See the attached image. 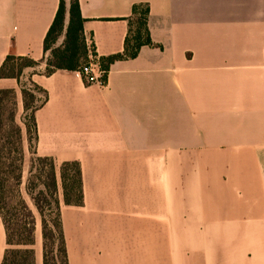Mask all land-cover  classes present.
Returning <instances> with one entry per match:
<instances>
[{
    "label": "crops",
    "instance_id": "0c3cea01",
    "mask_svg": "<svg viewBox=\"0 0 264 264\" xmlns=\"http://www.w3.org/2000/svg\"><path fill=\"white\" fill-rule=\"evenodd\" d=\"M60 2L0 0V68L43 61L22 74L48 95L37 156L58 177L81 166L82 205L59 197L69 264H264V0H79L98 64L149 8L154 45L111 64L103 86L43 74ZM6 248L0 216V264Z\"/></svg>",
    "mask_w": 264,
    "mask_h": 264
},
{
    "label": "trees",
    "instance_id": "16d2710c",
    "mask_svg": "<svg viewBox=\"0 0 264 264\" xmlns=\"http://www.w3.org/2000/svg\"><path fill=\"white\" fill-rule=\"evenodd\" d=\"M66 18V3L65 0H61L56 18L44 41V51L46 54L49 53V57L46 59V69L43 73L45 76H51L58 70L77 71L86 65L85 63H89L90 48L85 36V20L81 14L79 0H70L67 30ZM148 19L149 8L147 6L134 8V16L130 19V36L126 40L125 51L122 54L101 59L100 65L104 70L108 71L111 64L116 61L136 58L143 46L154 45L148 28ZM65 31L63 44L57 46ZM42 62L9 56L0 68V79H17L20 81V77L26 69L37 68ZM30 83L45 95L42 104L32 109L31 123L36 146L38 131L35 112L46 102L48 95L47 92L33 82ZM22 94L26 103V99L30 95H28L26 89H23ZM11 96H14V91L0 90V216L4 224L7 243L2 264H35L34 251L30 248L34 244L35 223L31 210L22 196L23 154L20 147L13 148L16 143L4 134L7 126V123L2 119L4 102ZM25 108L26 110L31 109L27 103ZM14 115L13 110L10 121L18 136L17 145L19 143V146H21V129L16 125ZM35 155L37 156V152H35ZM38 160L50 167L47 181L42 183L43 189L35 193L38 186L33 183L31 187L35 206L42 217L44 264H69L61 220V203L58 199L59 183L55 163L52 158L48 157L38 156ZM60 180L64 203L68 206H81L83 203V181L80 164L78 162L64 163L60 169ZM12 193L19 197V206L26 212L28 220L29 218L33 219L25 223L22 229H18L19 223L15 214L16 211L10 204L11 201L8 195ZM45 210H49L50 214L56 213V217L47 220Z\"/></svg>",
    "mask_w": 264,
    "mask_h": 264
},
{
    "label": "rangeland",
    "instance_id": "374dc122",
    "mask_svg": "<svg viewBox=\"0 0 264 264\" xmlns=\"http://www.w3.org/2000/svg\"><path fill=\"white\" fill-rule=\"evenodd\" d=\"M87 64V63H85ZM21 81V84H20ZM20 81H18L19 86L22 87L21 90L26 89L28 91L29 97L26 99L27 105L31 108L30 110H26L24 102L23 94L21 91V96L13 90V89H3V90H12L14 91V96H11L9 99L4 102V111L2 113V119L7 123L5 127L4 134L14 143H16L15 147H20L23 154V164H22V175H23V185H22V196L25 200L28 208L31 210L33 215V219L29 218L21 207L19 206V197L16 194H9V198L11 201V207H14L16 211V217L18 221V229H22L23 225L31 220L34 221L35 229H34V244L30 247L34 251L35 264H36V249L43 246V233H42V217L35 206L33 200V194L31 193L32 184H36L38 186L35 193L41 191L43 189L44 182L47 181V176L50 172V167L42 162H39L38 156L35 155V141H34V131L33 125L31 123L32 119V109L40 106L44 101L45 95L42 91L36 89L31 85L30 80L26 79V76L22 75L20 77ZM14 110L15 115L14 119L16 121V125L21 129V139L22 143L19 146L17 145V133L12 125L11 113ZM58 182L60 183V189L58 194V199L60 195L63 196V190L61 187L60 176L58 177ZM29 189V190H28ZM49 197V196H48ZM64 199V198H63ZM45 216L47 220H51L56 217V213L50 214L49 210H45ZM19 248V247H17ZM57 254V251H56Z\"/></svg>",
    "mask_w": 264,
    "mask_h": 264
},
{
    "label": "built area",
    "instance_id": "2783aa9c",
    "mask_svg": "<svg viewBox=\"0 0 264 264\" xmlns=\"http://www.w3.org/2000/svg\"><path fill=\"white\" fill-rule=\"evenodd\" d=\"M84 85H100L106 83L107 71L96 62H89L75 71Z\"/></svg>",
    "mask_w": 264,
    "mask_h": 264
}]
</instances>
